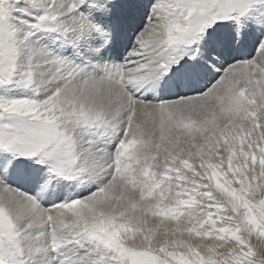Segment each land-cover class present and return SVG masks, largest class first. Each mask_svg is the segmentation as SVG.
<instances>
[{"label":"snow or ice","instance_id":"snow-or-ice-1","mask_svg":"<svg viewBox=\"0 0 264 264\" xmlns=\"http://www.w3.org/2000/svg\"><path fill=\"white\" fill-rule=\"evenodd\" d=\"M0 264H264V0H0Z\"/></svg>","mask_w":264,"mask_h":264}]
</instances>
